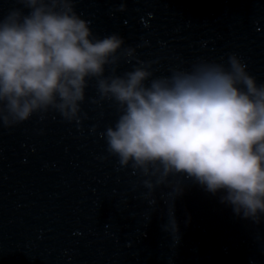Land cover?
<instances>
[{
	"label": "clouds",
	"instance_id": "obj_1",
	"mask_svg": "<svg viewBox=\"0 0 264 264\" xmlns=\"http://www.w3.org/2000/svg\"><path fill=\"white\" fill-rule=\"evenodd\" d=\"M0 18V120L12 127L57 111L73 121L91 80L119 117L108 151L144 176L148 188L193 179L244 218L264 217V84L236 54L200 59L155 77L118 33L94 34L75 0H20ZM120 11L126 10L121 5ZM137 60L123 75H105ZM179 191V189H177Z\"/></svg>",
	"mask_w": 264,
	"mask_h": 264
}]
</instances>
